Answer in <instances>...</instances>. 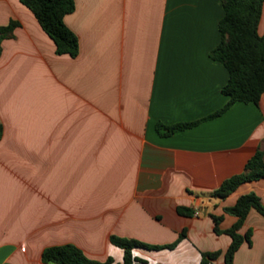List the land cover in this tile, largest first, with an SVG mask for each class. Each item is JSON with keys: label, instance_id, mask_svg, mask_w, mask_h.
Wrapping results in <instances>:
<instances>
[{"label": "crops", "instance_id": "obj_1", "mask_svg": "<svg viewBox=\"0 0 264 264\" xmlns=\"http://www.w3.org/2000/svg\"><path fill=\"white\" fill-rule=\"evenodd\" d=\"M64 24L77 37L75 58L52 40L18 0H0V26L15 21L0 54V264H44L53 246L73 245L94 261L122 264L111 236L174 249L134 248L135 264H199L231 239L215 234L236 218L223 213L255 193L244 183L211 196L240 174L262 145L258 105L221 93L228 74L209 57L219 43L220 0H74ZM264 34V5L258 24ZM196 125L161 136L157 123ZM178 208L194 211L191 216ZM251 231L233 264H264V216L250 210Z\"/></svg>", "mask_w": 264, "mask_h": 264}, {"label": "trees", "instance_id": "obj_2", "mask_svg": "<svg viewBox=\"0 0 264 264\" xmlns=\"http://www.w3.org/2000/svg\"><path fill=\"white\" fill-rule=\"evenodd\" d=\"M35 17L44 33L52 40L56 55H67L75 58L79 52L76 35L64 24V17L74 11V0H18ZM223 16L218 22L220 40L218 45L209 53L210 59L220 63L228 74L226 84L221 93L228 100L216 113L206 119L216 118L226 112L235 103L254 104L264 95V34H258V24L261 17L264 0H220ZM18 26L10 21L6 26H0V54L1 42L14 37V30ZM196 123H182L166 126L156 124V131L161 136H168L180 130L190 128ZM3 127L0 123V139ZM264 179V137L262 145L247 161L243 171L221 183L211 193V196L225 199L236 189L249 182ZM254 209L264 216V205L255 193H248L237 198L235 204L223 209V213L236 218L235 223L226 230H221L219 224L222 216L210 215L215 234H225L231 239L230 245L223 254L224 264H233L236 251L246 242L250 245L251 231L240 235L242 227L250 210ZM178 213L191 216L194 211L189 208H178ZM185 237L182 232L176 241L163 246H152L142 242L111 236L113 245L123 250L122 264H135L141 260L132 255L134 248L147 250L174 249ZM220 252H205L201 254L199 264H212ZM41 260L44 264H112L111 258L105 261L88 259L73 245L53 246L43 250Z\"/></svg>", "mask_w": 264, "mask_h": 264}]
</instances>
